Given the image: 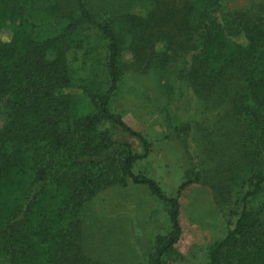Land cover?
Listing matches in <instances>:
<instances>
[{"label":"trees","instance_id":"16d2710c","mask_svg":"<svg viewBox=\"0 0 264 264\" xmlns=\"http://www.w3.org/2000/svg\"><path fill=\"white\" fill-rule=\"evenodd\" d=\"M210 5L208 10L221 9L216 1ZM27 7L66 24L55 37L34 39L26 29L33 24L24 19L23 0H0V243L8 264H67L82 203L122 178L165 204L168 231L155 237L148 264H171L180 236L176 197L131 172L146 158L148 143L109 111L124 70L114 0H28ZM203 10L205 5L189 2L184 18L198 35L199 61L215 76L236 65L248 98L264 112V8L235 12L228 32L216 19L206 20ZM85 28L103 41L102 56L86 57L87 74L72 87L65 53L75 32ZM100 121L136 138L140 151L120 144L114 158L112 142L96 129ZM247 185L234 222L210 247L206 264H264V208L252 205L264 173Z\"/></svg>","mask_w":264,"mask_h":264},{"label":"rangeland","instance_id":"374dc122","mask_svg":"<svg viewBox=\"0 0 264 264\" xmlns=\"http://www.w3.org/2000/svg\"><path fill=\"white\" fill-rule=\"evenodd\" d=\"M215 1L218 12L207 9ZM23 2L24 19L33 24L26 29L34 39L60 34L66 21ZM114 2L120 12L124 70L109 111L148 143L146 158L135 162L131 172L149 177L167 197H176L180 236L171 264H206L208 250L234 222L242 194L249 190L247 180L264 173V112L248 98L236 65L216 76L207 72L197 55L198 35L184 18L189 2L205 5V19H216L228 32L235 12L264 8V0ZM72 38L65 60L74 87L87 74L86 57L102 56L103 41L87 28ZM77 97L85 108V100ZM96 129L112 142L114 158L120 144L140 151L138 140L113 123L100 121ZM121 180L82 203L67 264H148L155 237L168 231L166 206L143 185ZM252 205L264 208V187ZM0 264H8L2 243Z\"/></svg>","mask_w":264,"mask_h":264}]
</instances>
